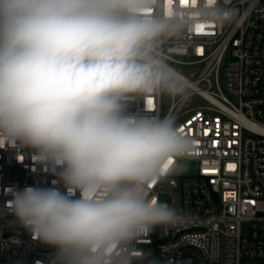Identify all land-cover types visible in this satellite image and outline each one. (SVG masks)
Returning <instances> with one entry per match:
<instances>
[{
	"label": "clouds",
	"instance_id": "9594fccd",
	"mask_svg": "<svg viewBox=\"0 0 264 264\" xmlns=\"http://www.w3.org/2000/svg\"><path fill=\"white\" fill-rule=\"evenodd\" d=\"M227 4L0 0V147L36 149L67 190L26 187L11 211L54 247L52 264H138V239L182 221L148 193L186 170L195 143L174 116L129 112L127 101L183 97L188 80L164 45L238 22Z\"/></svg>",
	"mask_w": 264,
	"mask_h": 264
},
{
	"label": "built area",
	"instance_id": "2783aa9c",
	"mask_svg": "<svg viewBox=\"0 0 264 264\" xmlns=\"http://www.w3.org/2000/svg\"><path fill=\"white\" fill-rule=\"evenodd\" d=\"M227 6L238 22L164 45L188 80L183 97L127 101L129 112L174 116L197 149L185 171L150 189L183 219L138 239V264H264V0ZM60 172L19 141L0 147V264H52L54 247L34 238L11 206L26 187L66 192Z\"/></svg>",
	"mask_w": 264,
	"mask_h": 264
},
{
	"label": "rangeland",
	"instance_id": "374dc122",
	"mask_svg": "<svg viewBox=\"0 0 264 264\" xmlns=\"http://www.w3.org/2000/svg\"><path fill=\"white\" fill-rule=\"evenodd\" d=\"M202 102H203V101H202L201 99L196 98V97L194 98V104H195V105H200V104H202ZM1 264H6V263L2 262Z\"/></svg>",
	"mask_w": 264,
	"mask_h": 264
},
{
	"label": "snow or ice",
	"instance_id": "6c2138e0",
	"mask_svg": "<svg viewBox=\"0 0 264 264\" xmlns=\"http://www.w3.org/2000/svg\"><path fill=\"white\" fill-rule=\"evenodd\" d=\"M205 27L206 26H204V25H200V26L197 27L196 31L197 32H202L205 29ZM230 167L234 168L235 166L234 165H230Z\"/></svg>",
	"mask_w": 264,
	"mask_h": 264
}]
</instances>
